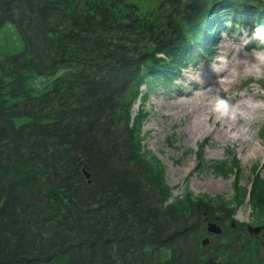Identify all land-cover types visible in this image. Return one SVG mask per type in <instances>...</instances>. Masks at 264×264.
<instances>
[{
	"label": "trees",
	"instance_id": "obj_1",
	"mask_svg": "<svg viewBox=\"0 0 264 264\" xmlns=\"http://www.w3.org/2000/svg\"><path fill=\"white\" fill-rule=\"evenodd\" d=\"M229 25L262 42L264 0H0V264H264V238L231 225L244 203L264 225L257 165L243 184L236 154L216 160L231 198L172 196L143 130L148 93Z\"/></svg>",
	"mask_w": 264,
	"mask_h": 264
},
{
	"label": "rangeland",
	"instance_id": "obj_2",
	"mask_svg": "<svg viewBox=\"0 0 264 264\" xmlns=\"http://www.w3.org/2000/svg\"><path fill=\"white\" fill-rule=\"evenodd\" d=\"M144 2L148 7L154 0ZM10 35L0 47L10 45ZM216 38L212 57L189 62L183 76L175 79L176 85L169 89L159 85L146 100L150 114L143 125L145 142L165 165L172 196L191 190L195 195L231 198L235 175H222L215 162L229 161L233 154L239 157L243 184L251 182L255 165L264 177V39L256 41L243 25L224 27ZM220 98L228 101L235 119L220 117L214 111ZM200 142L210 165L198 162ZM233 218L252 223L249 204H241ZM258 235L264 238V228Z\"/></svg>",
	"mask_w": 264,
	"mask_h": 264
},
{
	"label": "water",
	"instance_id": "obj_3",
	"mask_svg": "<svg viewBox=\"0 0 264 264\" xmlns=\"http://www.w3.org/2000/svg\"><path fill=\"white\" fill-rule=\"evenodd\" d=\"M85 172H86V176L90 177V172L87 170ZM206 220H207V229L209 231L215 232V233H220L222 231V224L219 221L210 220V219H208V217H206ZM231 224L235 225V219L234 218L231 219ZM247 228H248L249 232L259 234L260 231L262 230V228H264V225H254L252 223H248ZM202 240H203V243L206 244L211 239L209 236H207V237L203 238Z\"/></svg>",
	"mask_w": 264,
	"mask_h": 264
},
{
	"label": "clouds",
	"instance_id": "obj_4",
	"mask_svg": "<svg viewBox=\"0 0 264 264\" xmlns=\"http://www.w3.org/2000/svg\"><path fill=\"white\" fill-rule=\"evenodd\" d=\"M257 32L264 31V29L258 27L256 29ZM214 111L217 113L218 116L224 117V116H231L232 119L236 118V113L232 111V107L229 105L228 101L226 99L220 98L217 100L216 106Z\"/></svg>",
	"mask_w": 264,
	"mask_h": 264
}]
</instances>
